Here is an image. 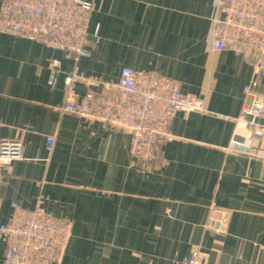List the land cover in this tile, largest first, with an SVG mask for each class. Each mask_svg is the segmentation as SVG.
I'll return each instance as SVG.
<instances>
[{
    "label": "crops",
    "instance_id": "crops-1",
    "mask_svg": "<svg viewBox=\"0 0 264 264\" xmlns=\"http://www.w3.org/2000/svg\"><path fill=\"white\" fill-rule=\"evenodd\" d=\"M86 1L88 55L76 65L59 49L0 33V139L23 146L22 159L2 168L1 219L41 196L71 226L58 264H181L195 249L203 264H264V138H235L254 69L213 49L219 0ZM76 66L104 82L123 67L153 73L204 111L177 112L173 138L143 165L128 132L63 109L64 77ZM88 89L76 84L75 99ZM253 96L264 97V78ZM212 209L228 214L221 232L206 227ZM4 250L0 236V264Z\"/></svg>",
    "mask_w": 264,
    "mask_h": 264
},
{
    "label": "built area",
    "instance_id": "built-area-1",
    "mask_svg": "<svg viewBox=\"0 0 264 264\" xmlns=\"http://www.w3.org/2000/svg\"><path fill=\"white\" fill-rule=\"evenodd\" d=\"M92 3L86 0H1L0 33L35 41L59 49L75 65L88 55L86 49ZM95 41L99 40L97 31ZM212 45L216 51L229 50L250 63L254 69L251 83L243 88L250 100L236 118V137L264 138V97L253 96L264 78V0H219V15L213 21ZM59 62L51 61L56 69ZM88 89L75 99L76 84ZM104 88L94 92L93 87ZM63 109L76 116L102 122L131 135L130 155L143 165L150 164L160 143L170 141L172 117L177 112H203L200 98L180 92L177 82L160 79L153 73L120 70L114 82L81 73L77 66L64 77ZM46 146L52 150L54 139ZM23 146L18 140L0 139V176L7 163L22 159ZM264 158V156H263ZM228 214L212 209L206 227L221 232ZM71 226L43 208L38 197L32 209L12 204L8 221L0 217V236L4 240L3 264H58L70 238ZM198 249L181 264H203Z\"/></svg>",
    "mask_w": 264,
    "mask_h": 264
}]
</instances>
